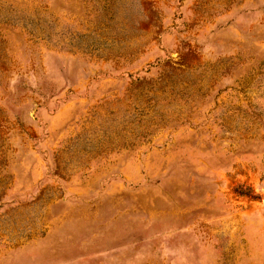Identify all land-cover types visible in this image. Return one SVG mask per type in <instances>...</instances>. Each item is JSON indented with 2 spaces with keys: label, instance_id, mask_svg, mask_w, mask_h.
Wrapping results in <instances>:
<instances>
[{
  "label": "rangeland",
  "instance_id": "1",
  "mask_svg": "<svg viewBox=\"0 0 264 264\" xmlns=\"http://www.w3.org/2000/svg\"><path fill=\"white\" fill-rule=\"evenodd\" d=\"M0 264H264V0H0Z\"/></svg>",
  "mask_w": 264,
  "mask_h": 264
}]
</instances>
